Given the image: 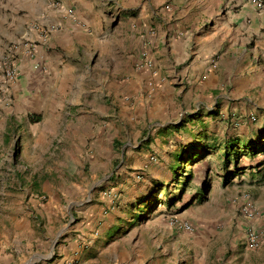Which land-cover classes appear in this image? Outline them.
Returning <instances> with one entry per match:
<instances>
[{
  "label": "rangeland",
  "instance_id": "374dc122",
  "mask_svg": "<svg viewBox=\"0 0 264 264\" xmlns=\"http://www.w3.org/2000/svg\"><path fill=\"white\" fill-rule=\"evenodd\" d=\"M93 1L95 3L89 4L86 0L80 4L91 22L83 30L82 37L96 42L90 50L85 42L78 44L68 40L67 44L63 43L62 47L55 49L43 38H35L29 45L28 57L23 59L19 57L21 45L17 42L9 43L7 48L0 42V133L1 125L7 121L5 111L13 110L23 96L24 107L31 101L45 106L39 114L33 112L27 115L26 120L31 124L53 110L50 108L51 101H82L84 97L79 96L78 84L84 65L93 68L85 81V88L89 90L85 98L97 108L103 105L101 119L108 121L119 113L122 116L121 111H127L123 107L132 105L137 87L135 89V82H130V74L143 63L149 64L150 58L146 28L141 27L142 23L139 27L136 25L141 18L140 0ZM32 22L33 25L37 23L35 20ZM33 25L31 29L34 32ZM43 32L47 34L49 30L44 27ZM0 33L3 38L5 28L1 18ZM73 46L77 48L78 55L73 53ZM82 48L91 53L87 57L80 55ZM36 51L46 57L42 58L39 54L33 56ZM65 54L73 63V76L66 71L55 76L47 56L52 62L63 59V63L69 64ZM79 56L83 58L78 59ZM7 71L13 74L21 71L26 75L20 78L23 84V89L19 91L22 92L21 97H16L13 92L16 87L11 89L13 85L6 77ZM31 79L34 80L32 86L37 85L36 90L26 87ZM137 91L140 92V89ZM251 96L246 94L240 99L245 102L260 99ZM209 109L210 116L202 107L195 109L192 106L186 111L182 108V113H177L172 119L176 123L171 125L167 137L163 135V138H160L161 134L147 137V130L155 128L158 123L155 118L146 120L147 129L146 126L140 128L139 124L131 126L125 120L121 124L113 122V126L121 132L119 144L127 141L136 145L133 151L140 165L128 166L131 157L127 158L125 153L123 157L115 156L111 160L104 156L101 162L94 165L96 173H90L87 165L85 168L67 165L65 160L70 161V158L56 157L52 169L49 163V171L36 177V185L31 184L33 173L28 169L15 168L19 165L15 157L18 155L16 145L19 144L20 134L15 128L9 144L6 139L0 145V213L15 214L16 206L12 205L19 201L23 214L30 221L24 227L25 231L29 228L44 234L49 226L54 231L61 227L68 229L81 218L80 210L89 204L87 196L92 191H102L112 200L110 209L117 211L115 216L120 225L110 233L111 237L107 239L110 244L94 253L93 264H115L108 261L112 248L126 250V256L132 257L127 264H193L196 260L229 264L232 259L238 260L244 253L241 245L243 235L248 229H261L254 227V218L248 219L244 209L250 204L256 217L259 205L264 204V150L259 152L264 148V109H245L240 114L234 110L220 114L215 104ZM233 112L236 116L231 114ZM189 117L194 118L192 122L187 120ZM13 121L12 118L11 124H23ZM40 127L41 123L38 124ZM25 131L30 132L29 129ZM31 134L28 133V139ZM153 138H160L159 145L153 142ZM150 142L154 143L153 148L149 146ZM228 143L231 155L227 161L223 148ZM127 147L124 146V152ZM246 147L254 153L251 154V149ZM163 148H174L172 151L175 153H163ZM181 149L184 153L179 157ZM197 151L201 153L194 157L192 153ZM114 154H120L119 149ZM150 154L152 156L149 157ZM228 170H231L230 174ZM19 174L25 180L20 188L16 185L20 181ZM43 180H46L45 188ZM97 180L96 186L89 191L88 184ZM46 213L50 215V222H47ZM195 227L200 231L207 228L216 230L215 237L206 245H200L192 239L197 233L185 232ZM158 228L167 230L168 234L153 238L155 242L151 243L149 234ZM232 233L238 239L237 245L231 247L229 240ZM175 234L178 235L173 236Z\"/></svg>",
  "mask_w": 264,
  "mask_h": 264
},
{
  "label": "crops",
  "instance_id": "0c3cea01",
  "mask_svg": "<svg viewBox=\"0 0 264 264\" xmlns=\"http://www.w3.org/2000/svg\"><path fill=\"white\" fill-rule=\"evenodd\" d=\"M87 1L89 4L95 3L93 0ZM82 2L86 0H0V18L5 28L3 38L0 37L1 44L7 48L9 43L17 42L21 45L19 57L23 59L30 53V43L38 38H43L55 49L62 47L63 43L67 44L69 40L78 44L85 42L90 50L96 42L82 37L85 33L83 30L91 24L80 7ZM138 6L141 18L135 23L138 27L142 23L141 27L146 28V45L151 64L145 62L130 74V82H135L134 87L140 89V92H134L135 97L129 108L123 107L127 111L120 110L122 116L119 113L117 117L112 116L105 121L101 119L103 105L97 108L94 103L87 101L85 97L89 90L85 88V81L93 68L86 65L80 73V87L75 85L80 88L79 96L84 97L82 101H51L50 108L53 110L32 124L26 120L27 115L33 112L39 114L45 107L43 104L31 101L24 107L23 96L13 110L10 108L8 112L5 111L7 121L1 125L0 145L6 139L9 144L16 128L20 134L19 144L16 145L18 155L15 157L19 165L15 168L28 169L33 173L31 184L36 185V177L49 171V163L52 169L56 157L70 158V161L65 160L67 165L81 168L87 165L90 173H96L94 165L101 162L104 156L111 160L115 156L123 157L125 153L127 158L131 157L128 166L140 165L133 151L136 145L127 141L120 145L121 132L113 126V122L121 124L125 120L131 126L139 124L140 128L146 126L147 129L146 120L155 118L158 123L155 128L147 130V137L161 134L160 138H163V135L167 137L171 125L176 123L172 119L177 113H182V108L186 111L192 106L195 109L202 107L209 112L208 116L211 115L209 108L214 104L220 114H227V110L240 114L245 109H264V4L259 8L252 0H140ZM87 12L90 13L89 10ZM33 20L37 22L34 25ZM32 25L36 29L34 32ZM44 27L49 30L47 34L43 32ZM73 49V53L78 55L77 48L73 46ZM90 53L85 48L79 52L84 57ZM38 54L39 51H36L33 56ZM39 56L46 57L41 54ZM68 56L65 54L69 64L63 63V59L52 62L47 56L55 76L61 71L73 76V63ZM22 76L26 75L16 71L11 81V89L17 88L13 91L16 97L22 93H19L23 89L20 81ZM26 84L27 88L31 86L37 89V85L32 86V79ZM246 94L260 99L245 102L240 97ZM235 113L231 114L236 116ZM12 118L23 124H11ZM193 119L189 117L187 120L192 122ZM158 126L163 128L157 129ZM28 129V133H32L30 139L25 131ZM160 138H153V142L159 145ZM153 142L149 143L152 148ZM125 145L129 147L124 152ZM117 149L120 153L118 155L114 154ZM172 149L163 148L162 151L175 153ZM179 151L180 157L184 150ZM23 177L19 174L20 181L16 183L18 188L25 182ZM218 179L221 180L220 177ZM43 182L45 188L46 180ZM97 183L98 180L90 182L89 191ZM47 193L50 194L49 191ZM86 201L89 204L80 210L82 216L74 226L68 229L61 227L56 231L49 226L44 234L34 229L24 230L30 221L23 214L21 202L15 201L12 205L16 206L15 214L0 213V264H93L94 253L110 244L107 239L115 227L120 225V220L116 219L115 208L110 209L112 200L104 192L92 191ZM49 217L46 213L47 222L51 221ZM254 223L256 228H264V204L259 205ZM197 230L195 227L185 232L197 233L192 239L200 245H206L215 237L216 230L211 231V228ZM166 234L167 230L158 228L149 234V241L153 243V238L165 237ZM245 237L246 233L241 240L244 253L240 254L238 260L232 259L229 264H264V240L258 249H250L246 246ZM237 239V235L232 233L229 240L231 247L237 245ZM223 246L226 244L223 243ZM112 249L109 263L127 264V260L132 258L126 256V250ZM192 250L194 253V248ZM193 264L210 263L196 260Z\"/></svg>",
  "mask_w": 264,
  "mask_h": 264
},
{
  "label": "built area",
  "instance_id": "2783aa9c",
  "mask_svg": "<svg viewBox=\"0 0 264 264\" xmlns=\"http://www.w3.org/2000/svg\"><path fill=\"white\" fill-rule=\"evenodd\" d=\"M252 1L259 8H261L264 4V0H252ZM256 61L258 60L256 59ZM13 76L14 74L12 72H9V71L6 72V77L9 80L12 81ZM244 211L248 219H251L252 217L254 218L256 215L250 204L246 206ZM185 228L188 229L189 226L186 225ZM263 240H264V229L257 230V229L251 228L246 231L245 243L248 248L258 249L262 245Z\"/></svg>",
  "mask_w": 264,
  "mask_h": 264
},
{
  "label": "trees",
  "instance_id": "16d2710c",
  "mask_svg": "<svg viewBox=\"0 0 264 264\" xmlns=\"http://www.w3.org/2000/svg\"><path fill=\"white\" fill-rule=\"evenodd\" d=\"M262 133H263V132H262ZM229 145H230V143H228V144L223 148V150H224L223 155H224V157L227 158V161L229 160V157H230V155H231ZM246 145H247V144H246ZM246 149L248 150V149H251V148H250V147H248V148L246 147ZM263 150H264V148H261V149L259 150V152H260V151L262 152ZM200 153H201V151H200V152H194V153H192V154L194 155V157H197V156H199ZM250 153H251V154L254 153L252 149H251ZM227 161H226V162H227ZM229 174H230V173H229Z\"/></svg>",
  "mask_w": 264,
  "mask_h": 264
}]
</instances>
